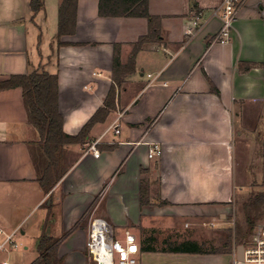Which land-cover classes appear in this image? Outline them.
Segmentation results:
<instances>
[{
  "label": "crops",
  "instance_id": "0c3cea01",
  "mask_svg": "<svg viewBox=\"0 0 264 264\" xmlns=\"http://www.w3.org/2000/svg\"><path fill=\"white\" fill-rule=\"evenodd\" d=\"M47 1L32 18L29 0H0V81L46 61V69L58 76L63 131L76 135L114 84V44L121 65H127L149 23L139 16H100L98 0H78L74 33L61 38L66 44L47 61L58 25V12L56 19L48 18ZM222 1L148 0L149 13L160 17V41L137 51L133 70L116 86L114 108L93 124L85 142L66 146L67 171L48 191L31 158L29 143L37 133L28 123L22 89L0 90V225L8 231L20 227L24 250L36 252L32 262L46 236L55 240L60 264H93L86 250L87 221L81 220L92 206L114 228L139 226L156 197L167 201L162 206L167 210H196L224 228L236 195L252 183L264 192V0H244L230 40L213 43ZM45 33L50 42L44 54L38 37L42 41ZM116 118L118 134L111 128ZM97 138L100 155L94 157L85 144ZM151 142L159 143L160 156L148 157ZM142 179L151 195L144 206ZM101 195L114 196L98 205ZM113 198L125 217L131 201L139 214L135 222L115 218ZM139 244L140 264L145 256L153 263L159 254ZM9 253L0 255V264H14ZM201 256L232 263L230 254Z\"/></svg>",
  "mask_w": 264,
  "mask_h": 264
},
{
  "label": "trees",
  "instance_id": "16d2710c",
  "mask_svg": "<svg viewBox=\"0 0 264 264\" xmlns=\"http://www.w3.org/2000/svg\"><path fill=\"white\" fill-rule=\"evenodd\" d=\"M78 0H60L58 6V25L55 43L51 44L49 61L57 54V49L65 45L61 38L73 34L76 26V11ZM32 18L45 10V0H29ZM98 14L100 16H139L148 19L149 30L146 35L139 37L133 44L127 65L122 66L119 57V44H114L113 79L104 104L99 107L76 135L63 131V118L58 106V76L46 69V63H40L24 74H12L6 80L0 81V90L20 87L22 89L23 104L27 113L28 123L35 129L37 139L29 143L31 158L37 170V180L44 190L51 189L66 173L64 153L66 146L85 142L93 124L102 121L115 106L116 86L122 83L124 74L131 72L134 67V56L146 42L160 41V17L151 15L148 11V0H98ZM40 43V36L38 37ZM124 67V69L122 68ZM212 90L218 93L216 88ZM141 206L150 203L149 183L142 179L139 189ZM167 201H161V205ZM264 192L251 193L242 202L244 221L247 227L236 223L234 233H229V244L232 237L240 242L251 233L255 222L264 216ZM55 240L43 236L37 243V258L31 264H60L54 245ZM143 251H157L153 244H144ZM178 253L203 254L207 252L223 253L218 249L207 250L196 241H185L170 249Z\"/></svg>",
  "mask_w": 264,
  "mask_h": 264
},
{
  "label": "rangeland",
  "instance_id": "374dc122",
  "mask_svg": "<svg viewBox=\"0 0 264 264\" xmlns=\"http://www.w3.org/2000/svg\"><path fill=\"white\" fill-rule=\"evenodd\" d=\"M51 3L54 5V7H52ZM46 10L49 15L48 18L56 19V15L58 12L57 0H48L46 3ZM49 42L50 40L48 41L45 33V35L42 36V41H40L39 43V47L42 49V53L45 54L48 52ZM32 54L34 53L32 52ZM45 60H47V58ZM237 163V172L240 174L244 169L243 165L241 166L240 153L238 154ZM256 185L257 183H252V188L250 190H246L243 195L235 196V198L231 202L230 207L229 217L231 222L229 224H225L224 228L222 224H216L215 220L211 219L205 221L206 219L198 217L196 210L185 209L184 213H182V210H179L180 212L167 210L162 207L163 205H161V202H159V200H157L155 197V203L153 204L154 208L151 207L150 211L147 212L148 216L146 217L145 221L143 220L144 215H140L139 221L141 224L139 226L131 224L127 226L117 227L115 228V230L116 233L119 234L125 229H129L137 235L139 242L143 244H153L157 248V251H155V253L159 254V258L154 255L153 263H151V260H146L149 256H145L144 260H141L142 264H222L221 261H218L219 258H209L208 256H201L215 254L212 252H207L200 255L192 253L182 254L173 252L170 249L188 240L196 241L203 247V249H207L210 251L212 249L214 250L219 248L221 251H226L223 253L230 254L231 260H233L236 247L238 245H244V243H246L250 238H253L252 236L258 231V229L264 227L263 216L261 219L255 222L256 224L253 226L251 233H248V235L244 237L240 242H236L233 234L232 244L228 243L230 233L229 229H232V233H234V227L236 223L241 222L242 224H240L242 226L247 227L244 221L242 202L251 193L261 192L260 188L256 187ZM113 196L114 195H101V197H99L100 199L98 198L99 202L97 204L100 205L103 201H105L106 198H111ZM111 203H113V213L117 220L121 221L123 220V218L127 217L131 222H135V218H137L138 213H136L135 208L132 207L131 201H128V205H126L128 206V215L126 217L124 215V208H121V204H119V202H117L115 198L111 199ZM93 207L94 206L89 208L82 216L81 220H86L87 224L89 216L92 212L97 215V210L95 212V209L98 206L96 205V207ZM262 211H264V207H262ZM185 216H187V218ZM210 221L214 224H210ZM24 238H26V236H18V240L16 239L19 244L18 247L9 251V259L11 262H14V264H31L33 258L36 256V252L33 253L32 249L24 250L23 246L24 243H26ZM27 243L29 244L30 242L28 241ZM29 246H31V244ZM139 259H141L140 254Z\"/></svg>",
  "mask_w": 264,
  "mask_h": 264
},
{
  "label": "built area",
  "instance_id": "2783aa9c",
  "mask_svg": "<svg viewBox=\"0 0 264 264\" xmlns=\"http://www.w3.org/2000/svg\"><path fill=\"white\" fill-rule=\"evenodd\" d=\"M244 0H223L220 5L221 27L212 38L213 43H227L231 38L233 23L237 12ZM118 119L113 122L111 128L119 133ZM101 138V137H100ZM100 138L86 143V151L94 157H99L98 143ZM161 155V147L157 142H151L148 147V157L155 158ZM210 224H214L210 222ZM86 250L93 264H140L139 254L141 247L137 236L129 229L116 233L115 228L103 217L92 212L87 224ZM20 227L6 230L0 225V255L9 253L18 247L17 237ZM244 244L242 264H264V227ZM238 261L233 257L232 264ZM2 264H11L3 260Z\"/></svg>",
  "mask_w": 264,
  "mask_h": 264
},
{
  "label": "water",
  "instance_id": "95a60500",
  "mask_svg": "<svg viewBox=\"0 0 264 264\" xmlns=\"http://www.w3.org/2000/svg\"><path fill=\"white\" fill-rule=\"evenodd\" d=\"M244 253V245H238L235 251V258L237 259V264H242Z\"/></svg>",
  "mask_w": 264,
  "mask_h": 264
}]
</instances>
